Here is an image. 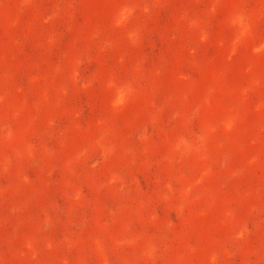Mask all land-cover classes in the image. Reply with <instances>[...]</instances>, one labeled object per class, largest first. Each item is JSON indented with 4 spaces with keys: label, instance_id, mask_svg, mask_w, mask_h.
<instances>
[{
    "label": "rangeland",
    "instance_id": "1",
    "mask_svg": "<svg viewBox=\"0 0 264 264\" xmlns=\"http://www.w3.org/2000/svg\"><path fill=\"white\" fill-rule=\"evenodd\" d=\"M0 264H264V0H0Z\"/></svg>",
    "mask_w": 264,
    "mask_h": 264
}]
</instances>
